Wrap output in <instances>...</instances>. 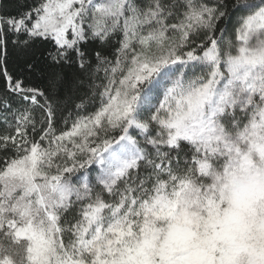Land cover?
<instances>
[{
  "label": "snow or ice",
  "instance_id": "obj_1",
  "mask_svg": "<svg viewBox=\"0 0 264 264\" xmlns=\"http://www.w3.org/2000/svg\"><path fill=\"white\" fill-rule=\"evenodd\" d=\"M0 79V264H264V0H17Z\"/></svg>",
  "mask_w": 264,
  "mask_h": 264
},
{
  "label": "trees",
  "instance_id": "obj_2",
  "mask_svg": "<svg viewBox=\"0 0 264 264\" xmlns=\"http://www.w3.org/2000/svg\"><path fill=\"white\" fill-rule=\"evenodd\" d=\"M20 3H23L24 0H19ZM31 2V0H29ZM0 6H2L7 11H12L17 6V0H0ZM9 71L13 74H18L22 71V64L19 62V53L9 49ZM71 73V70H68ZM4 88V82L0 79V91ZM62 123L58 127H62Z\"/></svg>",
  "mask_w": 264,
  "mask_h": 264
}]
</instances>
